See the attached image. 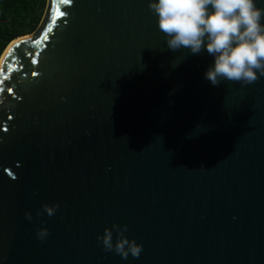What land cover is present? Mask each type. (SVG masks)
<instances>
[{
	"label": "water",
	"instance_id": "obj_1",
	"mask_svg": "<svg viewBox=\"0 0 264 264\" xmlns=\"http://www.w3.org/2000/svg\"><path fill=\"white\" fill-rule=\"evenodd\" d=\"M31 34L0 60V264H264V77L213 86L148 0H47Z\"/></svg>",
	"mask_w": 264,
	"mask_h": 264
},
{
	"label": "clouds",
	"instance_id": "obj_2",
	"mask_svg": "<svg viewBox=\"0 0 264 264\" xmlns=\"http://www.w3.org/2000/svg\"><path fill=\"white\" fill-rule=\"evenodd\" d=\"M148 7L163 33L167 49L206 52L212 63L204 78L213 86L221 81L250 85L264 77V6L260 0H148ZM2 102V101H0ZM59 205L42 204L37 216H53ZM32 220V213L25 212ZM128 225L113 222L97 233L106 252L121 259L138 258L143 245L127 235ZM50 235L45 225L36 229L43 241Z\"/></svg>",
	"mask_w": 264,
	"mask_h": 264
},
{
	"label": "trees",
	"instance_id": "obj_3",
	"mask_svg": "<svg viewBox=\"0 0 264 264\" xmlns=\"http://www.w3.org/2000/svg\"><path fill=\"white\" fill-rule=\"evenodd\" d=\"M47 0H0V57L16 38L39 26Z\"/></svg>",
	"mask_w": 264,
	"mask_h": 264
},
{
	"label": "bare ground",
	"instance_id": "obj_4",
	"mask_svg": "<svg viewBox=\"0 0 264 264\" xmlns=\"http://www.w3.org/2000/svg\"><path fill=\"white\" fill-rule=\"evenodd\" d=\"M31 35H32V34H31ZM28 36H30V35H28ZM14 41H16V40H14ZM14 41H12V42L10 43V45H11ZM10 45H8L7 48H8ZM7 48L5 49V51L7 50ZM5 51H4V52H5ZM3 54H4V53H3ZM3 54H2V56H3ZM1 58H2V57H1ZM0 60H1V59H0Z\"/></svg>",
	"mask_w": 264,
	"mask_h": 264
},
{
	"label": "rangeland",
	"instance_id": "obj_5",
	"mask_svg": "<svg viewBox=\"0 0 264 264\" xmlns=\"http://www.w3.org/2000/svg\"><path fill=\"white\" fill-rule=\"evenodd\" d=\"M31 35V34H30ZM2 57V56H1ZM1 57H0V59H1Z\"/></svg>",
	"mask_w": 264,
	"mask_h": 264
}]
</instances>
